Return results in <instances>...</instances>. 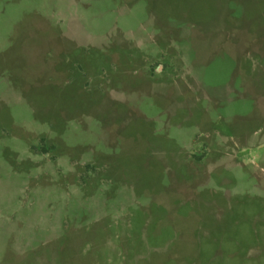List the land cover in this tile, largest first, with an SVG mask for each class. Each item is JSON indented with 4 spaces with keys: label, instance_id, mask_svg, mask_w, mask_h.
<instances>
[{
    "label": "rangeland",
    "instance_id": "374dc122",
    "mask_svg": "<svg viewBox=\"0 0 264 264\" xmlns=\"http://www.w3.org/2000/svg\"><path fill=\"white\" fill-rule=\"evenodd\" d=\"M0 264H264V0H0Z\"/></svg>",
    "mask_w": 264,
    "mask_h": 264
}]
</instances>
